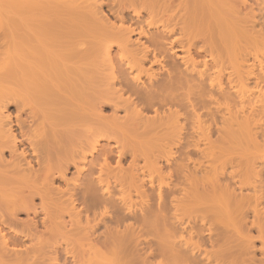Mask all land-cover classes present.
Instances as JSON below:
<instances>
[{
	"label": "bare ground",
	"instance_id": "obj_1",
	"mask_svg": "<svg viewBox=\"0 0 264 264\" xmlns=\"http://www.w3.org/2000/svg\"><path fill=\"white\" fill-rule=\"evenodd\" d=\"M101 1L102 0H0V164H2V166L7 165L6 167L8 169H10V170H8L6 167H4V170H3V168L1 167L2 169L0 168V177L2 179V182L7 186L8 185H14V184L18 183L22 188V185L25 184L26 188L30 189V190L28 189L29 191H31L33 189L36 190V188H38L37 193H38V190L41 189L40 187H42L43 193H45L48 196L49 194H47V191L48 190L50 191V189L53 190L51 187H53V184L56 183L57 180H61V183L64 180L63 181L64 185H66L67 187L71 184V183L67 184L68 182H70L69 181L70 179L67 180L66 179L67 176H65V175H66L67 171L69 169H71L70 167H72V168H74V172H75L74 174L76 175L75 181L77 184L75 183L76 185L72 184L68 187V188H71V190L73 187V189L76 191V193L74 190L68 191V194H70L68 196V199H70L71 201H69L65 197L67 200V201L65 200L66 201L65 203H67V202L69 203L68 206L70 205L69 210L71 211V213L68 215V222L66 223V226H65V224L63 226V224H62V227H61V225H60L61 222L59 223V221H57V218H53V215H50L52 218L50 217L48 219V222H46V223H45V221L47 220V218H45L46 220L44 221V228H45V224H46V228H48L49 232L52 231L53 235H55V233H58L55 231H58L59 229L61 230V228L62 229H66V227L68 228L69 226L67 224H70L69 229H71V226H73V225H75V227L77 226V224L80 222V219H81L80 215L84 214V213L78 211V207L76 208L74 206L75 204H72L75 202V200L78 201L76 206L78 205V203L80 201L79 207H80V205L84 207V209H82V210H81V208H82L81 207L80 210L85 211V215L86 214L89 215V213H91V218H89V219L92 220L94 218L92 220V222L93 221L96 222L98 220V218H100L101 216L107 217L108 215L104 216V214L107 213L110 210V208H111L110 211H113V212L116 211L115 212L116 214H117V212L121 211V209H122L123 212L124 211L128 212L127 213L128 216H129V213H130V215L132 213L134 216L133 219H135V215H136L135 220H138V218L140 219V222H139V225H141L140 231H145L144 234L146 236H147V234H151V233L158 234L159 232H162L161 237L158 238L156 242H148V244H147L146 241H144V242H142V244L144 243V245H145V243H146L147 246L149 245L148 249L155 246V248L157 250L155 248L154 249L156 251H159L160 253H162L164 256L167 257V260H168L167 264H196L197 262L195 263V261H194L195 259L192 257L193 253L190 254V252H193V251L197 252L196 248L198 249L199 244L193 243L194 245H192V242L188 241V240L186 242V239L183 236V234L185 233L184 229H182L180 227L174 228L173 225H175V224H173V222L169 223V224H171V223L173 224V225L171 224V226H173L171 229L170 225L167 223V221L170 220L169 219L170 215L171 216L173 215L175 217V220H176L178 215H179L178 213H180V212L182 213L183 211H186L192 204L200 205L202 203V201L205 200V201H207V204L210 203V205L212 207L211 213H212V215L213 214L215 215V216L214 215L213 216L218 219L217 221L220 222V224L223 225V227H227L229 224H231V228H232V223H233L232 220H234V219H232L233 215L235 214V212L237 214V211L240 212L238 210L239 207H240V209L243 208L239 204L240 202L238 203V201H237V200H241V199H239V198L237 199V197L234 196L235 191H233L231 189L233 191V193H232V191L230 192L229 189L231 187L228 188V190H227L224 188L225 186L221 187L220 182L217 184L218 181L215 180V179H217V176H216L217 173H215L216 172L215 169L217 168L216 165L218 162L216 163V161H215L216 152L214 149L215 147H213L212 144L211 145L213 148L212 147L210 148V146L206 148V150H207L206 158L209 160H207V162H206L207 165H205L206 167L203 168V170H202L203 172H200L201 175H203V178L201 179L202 181L201 180L198 181V180H194V179H187L186 183L184 182L182 189L180 188L181 190H179V187H178V192L176 190H174L175 191L174 192L173 190L171 191L169 189V192L171 191L170 195L177 194V197H174L171 199L170 195L168 198L169 192L165 193L167 191H164V190L162 191L163 188H161L160 186L153 188L154 182H153V179L151 178V176L154 173L159 174L161 171L160 167H156V166H158L157 165L158 161H157V163H155L153 161H149L151 157L146 158V156H148V155H146L145 152H142L145 155L144 163H143L142 167H138L135 164L136 161L134 159L135 154H136L135 149L137 148L136 146L134 147V145H133L132 147L128 148L127 147L128 145L124 144V141H122V143H121V141L116 140L115 137L114 138L112 137L113 139L116 140V141H113L115 143L113 145L111 143H109L111 136H114L115 134L118 135V132L116 131L117 129H114L113 124H111L112 122L114 123V121L117 119L112 118V119H114V121H110V119H107L106 123H108V120L111 123L109 122L108 124L105 125V127H102V126L99 127L98 126V128L97 129L95 128L96 130H94V131L91 130V132H89V134L85 136L84 141L79 143V145L76 147L75 151H70V153L65 152V153H67L65 155L62 154L63 152H60L61 156L59 158H58V156L60 155V153L59 154L56 153L57 156L56 155H55V157L53 156L55 158L54 161H56V162L59 161V162L58 163L54 162V163H56V166H55L54 164L50 163V161L53 159V157H51L52 156L51 153L49 154V149L47 147V143L44 142V139L42 141L40 139V136L43 137L45 134L44 135L36 134L38 136H34V137L30 138V136H32V135H29V133H27L29 136L28 137L26 132L24 131L25 130L24 123L22 124L21 123L22 121L21 122L19 121L20 118L17 116L19 118L18 119L15 116L16 119H13V118L10 119L11 116L7 112H4V110L6 111L10 102H16V101L20 102L16 99V98H20V97H17V94L15 93V91L12 90L14 88L13 86H15L16 84H17L16 86H18V84H20V85L22 84V85H24V87L26 86V88H27L26 90L29 94H33V96L37 95V96H39V98H42V97H44V95L41 91V89L43 87L47 88L46 87L47 85L48 86H53V85L55 86L56 83H60V80L58 81V79L60 78V75L62 77H64L62 75V71L65 70L64 68L67 67V65H69V64L65 65V63H67V60H68V62H71V64H72L74 60H76V59L79 60L81 58L82 60L84 59V60L89 61L90 66H89V63L87 66L85 64L86 62L83 60L84 64L87 66V68L92 66L93 68H95L96 72H98L97 70H99V72H101L100 70H102V72H106L107 74H105V76H101V77H105L108 80H112V83L110 84L111 89L107 90V88H110L107 86L105 88H102L101 90H103V92L105 91V93H104L105 95L110 92V94H108L107 96L110 95L111 97L109 96V100H107V101L109 102L111 99H113V102L111 100L110 103L113 104L115 109H117V107L119 109V106L124 107L123 110H121V111H123V113H124L123 119L126 120L125 121L126 123H127V120H129V121L134 120V122H137L139 120L140 122H142L146 126L147 125L148 126L149 125L155 126L156 123L158 122L157 124H159V125H156L157 128H158V126L161 128L160 125L163 126L164 123H165V125H167L166 127H168L167 123L170 124L175 119H178V116H179L178 113L180 110L186 111V109L187 110L189 109V111H188L189 113H187V112L186 113L189 114L191 116V118L194 119L193 122L196 124L197 127L200 128V125L202 123L200 121V118L204 114L202 113L203 115H199V114H201V112L199 110L200 109L202 110V108L207 106V105H210V104L213 105V103L215 102L217 105L224 106V109L222 110L223 112H221V113H223L221 118H222V122H225V124L228 127L226 125H224L222 122L221 123L229 129V130H227V128L226 129L225 128H223V129L217 128L218 129L217 135H218L219 141L217 138L216 139L218 142H221V144L223 142H224V144H225V142H227V144H228V142L234 141V139L236 137L239 140H241L240 138L247 139V136H248L249 132L251 131L248 129V128H250V124L251 123L255 124L254 120H256V121L261 120L260 118L255 119V117L258 118V117H260V115H264V90L259 89V87H260L259 83H260V79H261V76L263 74L264 68L262 66L261 61L257 60V58H254L253 62L250 65H247V63L249 62L248 58L246 59L244 57L245 59H242L243 54L241 55V58H238V55L241 53L240 52L241 50H239V49L245 47L243 45L244 44L243 41L245 39L242 41H239L234 30H231L232 31L231 33H234L235 35L234 36L231 35V33L228 32V30L231 29L230 28L231 26L229 27L230 23H228V21H226L225 19L224 20L222 19V20L225 22L224 27H226V29H227V26L229 27V29L226 30L227 33L229 34L228 39L226 38L227 40H229V44L223 43L224 41L225 42L227 41L226 39L224 41H222V40L221 41L223 43L222 46L224 45L223 47L225 48V50H223V51L225 52L227 50L226 53L223 54L224 53L223 51H219V49H216L217 47L215 48V45H217V44H215L214 46L211 45L212 47H210V45H208L206 43V41H204L205 45H207L208 48H204L203 53L200 55H198L199 53L196 50V52H194V53H198V54H196V57H194V55L192 54L193 51H192L191 47L193 46V48H194L195 45L193 42L195 40L197 41V39H195V37L198 38L197 36L201 32V29H199V27L201 28V26L197 23L198 19H195L196 16L194 17V15H198L197 13H199L198 8H195V7H197L199 4L201 5L199 9L201 10L200 12L202 15L203 11H204L202 9V8H204V7H202V5L207 3V4H205V5H207L206 9L208 8V6L210 8L212 0H211V2L206 0L207 2H204L203 4H202L203 0H201L200 2H199V0L198 1H195V0H192V1L191 0H179V2L177 0H176V2H175V0H112V2H113L112 4L115 5L113 7V10L114 9L115 10L112 12L113 13V21L109 20L106 16L102 15L103 12L101 11V6H99V5H101V3H99ZM114 1L116 4L114 3ZM189 1H191L190 6L188 5ZM194 1L196 3H198L197 6H194V3H195ZM217 1H218V3L224 5L227 8V12L229 15H230V13H232L233 16H235V17H236L235 14L238 15V12L236 11V9L234 10L233 8L228 7L229 4L226 3L227 2L226 0H217ZM208 2H209V4H208ZM196 3H195V5H196ZM174 4H176V6L179 7L178 12H177V7ZM111 6H113V5H110V8H111ZM174 6L176 7V10L173 9ZM211 7H214V6H211ZM108 8H109V6H108ZM124 8H126V11L128 9L129 10L131 9L130 17L128 14V17L130 18L128 21H132L131 24L129 22L130 25L128 24L127 20L125 21V19H126V18H124L125 13H123L125 11V10L123 11ZM194 8L197 9L196 10V11H198L197 13H196V11H193ZM215 8L213 10H215ZM206 9H205V11H206ZM59 10H61L62 12L63 11L64 12H66V11L74 12L78 16H80V18L82 17V18L87 19V20L89 19L88 20L89 24H86V25L89 26L90 23L91 24L93 23V25H94L93 30L91 31L92 28L91 29L88 28L89 29V31H88L85 24H83V26H80V25H82L81 24L82 21L85 23L84 19H82L80 21L81 23H78L79 26L76 25V28H75V26L73 25L76 30L68 29V30H70V32H68V30L66 31L67 32L65 34V35H67L66 38H69V40L66 42V44H68V45H66L65 43H64L65 45L64 44L62 45L61 43H63V41H62L63 39L60 38L58 40L59 37L57 38L56 33L58 31H60L62 33V30H60L58 28V25H62L63 23L57 24L56 22H53V17L55 15V13H57ZM138 10L144 11L145 15L142 16L143 14L141 15V13L138 12ZM174 10L177 13H175ZM210 10H211V8L207 10V13H206L207 15L210 12ZM63 14L64 13H62V15ZM217 14H219V13H217ZM217 14H215V15H217ZM77 15H75V16H77ZM199 15H200V13H199ZM212 15L213 14L211 13V16ZM219 15L221 16V13ZM208 16H210V15H208ZM67 17H68V15H67ZM222 17L224 18V16H222ZM228 17H230V16H228ZM64 18L65 17H63V20H64ZM80 18H79V20H80ZM211 18H213V17H211ZM225 18H227V16ZM215 19H216V17H215ZM212 20L214 21V18ZM73 21L75 22V19ZM218 21H221V20L219 19ZM218 21H216V22L219 24ZM229 21H230V19H229ZM69 22H71V21H69ZM74 22H73V24H74ZM226 22L228 23V25ZM230 22H231V24L233 23L232 21H230ZM240 22L238 21V23H240ZM208 23H210V21ZM64 24L66 25V23H64ZM67 24H68V22H67ZM196 24L199 26H197ZM93 25H90V26L93 27ZM95 25H96V27H95ZM223 25H221V26H223ZM221 26H219L220 31H221ZM233 26L239 28L238 27L239 25L238 26L233 25ZM233 26H232V28H233ZM69 27H70V25L67 28H69ZM134 27L136 29H133ZM207 27H209V26H207ZM207 30H209V29H207ZM240 30H238V31H240ZM135 32H136V38L133 40V39H131V34L132 33L135 34ZM64 33L65 32H63V34ZM204 33H206V32L204 31ZM242 33H243V35H246V34H244L243 31H242ZM252 34H254V33H252ZM200 35H201V33H200ZM243 35L242 36L240 35L241 38L243 37ZM177 36H180V37L178 38ZM202 37H204V36H202ZM204 39L205 38H203V40ZM209 39L211 40V38H209ZM201 42H202V38L200 39V43ZM241 42H242V44H241ZM210 43H212V42H210ZM195 44H198V43L195 42ZM227 45H230V46H227ZM239 45H241L242 47ZM253 45H254V43H253ZM63 46H66L67 49H65V47L63 48ZM225 46H227V47H225ZM249 46H251V45H249ZM195 48H194V50H195ZM228 48L230 49V51ZM249 48H251V47H249ZM201 49H203V48L201 47ZM243 49H245V48H243ZM235 50L236 51L239 50L238 51L239 53L235 52ZM179 52H181V53L178 54ZM237 53H238V55H236ZM234 55H236V56H234ZM231 56H233V58ZM239 57H240V55H239ZM74 62H76V61H74ZM226 62H228L229 66L231 67V68L229 67L231 70L230 72H227V70H226V69H229L228 67H224ZM77 63L79 64V66L83 65V63L82 64L79 62H77ZM77 63H74V64H77ZM75 66H74V69L76 68V70H78V68H80L79 66H77V67H75ZM92 67H91V69L93 70ZM69 69H71V68H69ZM85 69H86V67H85ZM67 71H69V70H67ZM224 72H227V73H224ZM63 73H64V71H63ZM89 73H91V71ZM65 74H66V72H65ZM98 74H96V75L99 76ZM250 76H252V78H250ZM101 77H100V79H102ZM105 78H103L104 81L106 80ZM108 80H106V82ZM249 80H252V82L254 84V88H253V86L251 87V89L248 88L247 82ZM106 82H105V84H106ZM110 82L108 81V83H110ZM51 83H53V85ZM98 83L100 85V82H98ZM105 84H104V86H105ZM11 86L13 88H11ZM115 86H117L118 89H113V87H115ZM105 89L109 92H107ZM26 90H24V91H26ZM99 90L100 89L97 90L99 92V94H102L101 91H99ZM98 97H99V95H98ZM103 98H105V97H103ZM103 98H101V99H103ZM20 106H21V102H20V105L17 107H20ZM197 106H199V107H197ZM214 106H215V104H214ZM209 107L210 106H208L207 108H209ZM219 107H221V106H219ZM99 108H101V106H99ZM99 108L96 109L94 107V109L92 108V111L95 110L96 112H98ZM17 109L20 110V108H17ZM17 109H16V111H17ZM115 111H117V110H115ZM197 111H199L200 113L198 112L199 113L198 114ZM208 111H210V110H208ZM219 111H217V112H219ZM202 112H203V110H202ZM214 112L215 111H213L211 113H214ZM91 114H93V113H91ZM99 114H100V112L98 113V116H100ZM113 114H114V112H113ZM180 114H181V112H180ZM183 114L180 116L182 117ZM206 114L207 113H205V116H206ZM184 115L186 116V114H184ZM95 116H96V113H95ZM205 116H203V119ZM99 118L101 119L102 117H99ZM99 118H98V120H99ZM210 118H212V116ZM210 118H209V120H210ZM215 118H217V117H215ZM12 119L15 120V122H12L11 121ZM102 119H105V118H102ZM95 120H97V119L95 118ZM102 121H104V120H102ZM118 121L120 122V120H118ZM175 122H177V120L174 121V123ZM207 122H208V120H207ZM207 122H205V123H207ZM13 123L15 126H12ZM182 123H183V121H182ZM114 124H116V123H114ZM117 124H118V122H117ZM128 124L131 125L132 123H128ZM138 124H140V123H138ZM107 125H110V126L106 127ZM122 125L120 124L118 126L120 127ZM175 125L177 126V123ZM175 125H174V127H175ZM202 125H204V124H202ZM125 126H126V124L122 126L124 128L120 127L121 129H123L121 131H124V129L126 130ZM190 126H192V125H190ZM14 127H16V128H14ZM23 127H24V129H23ZM169 127H171V126H169ZM120 128H119V136L122 133V132L120 133ZM144 128H147V127H144ZM160 128H158V129H160ZM260 128L262 130V127H260ZM138 129H140V128H138ZM175 129L177 130L178 126ZM143 130H140V131L145 133L146 131L144 132ZM145 130H147V129H145ZM166 130H167V128H166ZM171 130H174V129H171ZM178 130H180V129H178ZM178 130H177V132H178ZM256 130H258V129H256ZM127 131H125V132L127 133ZM147 131H149V129ZM156 131H157V129H156ZM168 132H169V129H168ZM181 132L182 131H180V134H181ZM128 133H129V131H128ZM173 133H175V130L173 131ZM205 133L203 134V132H202L201 136L203 135V137H204V135L207 136V134H209V133H207V134H205ZM215 133H216V131H215ZM132 134H135V133H132ZM136 134H138V133H136ZM127 135H129V137H130V133ZM155 135H156V133H155ZM178 135L179 134H177V136ZM194 135H195V133H194ZM153 136L151 135L152 139H153ZM177 136H176V138H177ZM198 137H196V138L198 139ZM232 137L233 138L235 137V138L233 139ZM249 137L250 136H248V138ZM125 138H127V137H125ZM157 138L158 137H156V139ZM117 139H119V137ZM130 139H132V138H130ZM231 139H232V141H230ZM249 139H248V141L250 142L251 138H249ZM123 140L126 141V139H123ZM243 141H241V142H243ZM127 142H129V141L127 140ZM189 142H191V141H189ZM129 143H132V142H129ZM135 143H136V145L138 144V142H135ZM256 143L258 144V142H256ZM192 144H194V143H192ZM231 144L233 145L234 143H231ZM112 146H114V147L112 148ZM196 146L197 145L195 144V147ZM225 146H226V144H225ZM125 147H127L129 150H127V148H125ZM245 147H247V146H245ZM256 147H257V145H256ZM140 148L143 149V147H140ZM217 148H218V146H217ZM19 149H20V151H18ZM186 149H187V147H186ZM258 149H259V147H258ZM5 150H7L8 154L10 155L9 159L11 158L12 160H14V157L17 159L16 164L15 163L13 164L11 162L12 160L10 159L11 161H9L10 162L9 164L7 162H5V164L6 163L7 164L3 165L4 160H2V158H3V154L5 153L4 152ZM116 150H117L116 153L118 154V157L115 160L116 161L115 166L112 167L114 160L109 159L110 157H108L107 154H108V152H112V151H116ZM125 150H127V153L125 152L123 154L122 152H124ZM248 150L249 149H247V151ZM262 150H263V148H262ZM17 151H18V153H16ZM250 152H251V150H250ZM19 153H20V155H19ZM17 154H18V156H17ZM126 154L128 155V158L131 157V161H130L131 163L129 162L127 167L124 166V164L128 163L127 158L126 159L123 158L124 157L123 155L126 156ZM153 156H152V159H153ZM256 156L257 155H255V157ZM263 159H264V157H263ZM109 160L111 162L113 161V163H111ZM213 160H214V162H213ZM260 160H262V159H260ZM261 164H262V162H261ZM9 167H12V169ZM218 167H219V165H218ZM144 169H145V171H143ZM251 169H252V165H251ZM140 171H142V173L137 174ZM145 173H147V174H145ZM214 173H215V175H214ZM158 174H155L156 177ZM263 174H264V172H263ZM11 175H13V176H11ZM7 176H8V178H7ZM160 176H159V178H160ZM188 176H186V178H189ZM191 177L193 178V176H191ZM148 178H149V182L147 181L148 182L147 183L146 179L148 180ZM178 178H179V176H178ZM65 179L67 180L66 182H65ZM217 180H219V179H217ZM145 182H146V184H145ZM37 183H39L41 186H39V184L37 185ZM160 183L162 184V182H160ZM33 184H35V185H33ZM148 184L150 185L149 189L151 188V190L145 189V187H147L146 185H148ZM28 185H30V187H28ZM157 185H160V184H157ZM233 185H235V184H233ZM205 186L208 189H206ZM260 186L262 187V185H260ZM124 187H125V190H127V191H129V189H132L133 192L136 193V197L140 198V199H138L139 201L141 199H144V200H141V202H139V204L138 203L136 204L135 202L132 201L133 199H132V196L130 194V191L129 192L124 191ZM254 187H256V186H253V188H248V189L254 190ZM8 188L5 189L6 190V196L5 197L10 199L12 201V203L14 204L15 209L12 208V204H11V206H9V202L7 201L8 206L11 207L13 210V211L10 210V213L14 217H12V215H11V217H12V219L14 218L16 220V218H15L16 213H17L16 208L20 207V205L26 206V208H28L27 206L30 203L33 204L32 200L34 198L30 199L28 196L27 199L26 198L17 199L15 197V195L14 196L11 195V192L7 195V190H9ZM17 188L15 187L14 189H17ZM24 188H22V190ZM68 188H67V190H68ZM240 188H242V187H240ZM0 189H2V188L0 187ZM10 189H12L11 186H10ZM117 189H118V193H119L118 195L120 198L115 199V196L117 195ZM171 189H172V187H171ZM174 189H177V187ZM2 190H4V189H2ZM35 190H34V193H35V195L38 196L39 193L37 194ZM200 190L201 191L206 190L205 192H207L209 190V193H207L208 194L207 196H205L204 194H203L204 195L203 196V195H200V194H202ZM238 190H240V189L238 188ZM15 191L18 192L17 190H15ZM97 191H99L100 194H99V192L97 193ZM54 192H55V190H54ZM69 192H72V193H69ZM149 192H151L153 194L154 193L157 194V200L159 202H161V199L162 198L164 199L165 196H167L166 199L168 201H166L165 204L160 203V204H158V206H157V204H155L157 206L156 207V206H154V201L153 202L150 201L151 198L148 200ZM34 193H32V194L34 195ZM40 193H41V190H40ZM73 193H75L76 196H77V194L79 196H77L75 198V196H74L75 194L73 195ZM96 193L99 194L98 198L96 196ZM2 194L5 195V193H3V192H2ZM24 194H22L21 196H23ZM65 194H66V191H65ZM65 194L63 195V193H62L63 196H65ZM42 195H41V197L43 199ZM162 195H163V197H162ZM66 196H67V194H66ZM70 196H71V198H75V199L72 200L71 198H69ZM242 196H243V194H242ZM242 196H240V197H242ZM203 197H204V199H203ZM205 198H207V199H205ZM42 199H40V200H42ZM145 199L148 201H145ZM163 199H162V202H163ZM152 200H153V198H152ZM149 202L152 203V205H150ZM155 202H157V201L155 200ZM214 202H215V204H214ZM242 202H244L243 199H242ZM41 203H43V202H41ZM117 204H118V206H117ZM241 204L243 206L246 203H241ZM116 206L119 209V211L115 209ZM39 207H40V209L42 208V210H43V207H41V205ZM26 208H24V210ZM112 208H114V209H112ZM44 210H46V208H44ZM34 212H35V209H34ZM43 212H45V211H43ZM113 212H112V214H113ZM166 212H167V216H169L168 218L165 215ZM168 212L170 215L168 214ZM170 212H172V213L175 212V214L177 212V215L175 216L174 213L171 214ZM46 213H47V210H46ZM48 215L49 214H47V216ZM119 215H120V213L118 214V216L115 215L118 218H116L113 215H111V216L109 215V220L116 218L117 222L115 220H111V222L113 224H114V222L118 223V219L119 218L122 219L121 218L122 216L119 217ZM240 215H241V213H240ZM240 215H239V219H240ZM253 215H255V212H253ZM112 216L114 218H111ZM128 216H125V218H124L125 221H129V220H126V217H128ZM174 217H172V218H174ZM254 217H253V220H254ZM86 218H87V216H86ZM256 218H257V216H256ZM258 218L260 219V217H258ZM58 219H59V216H58ZM60 219H61V217H60ZM120 219H119V223H120ZM237 219L234 220V223H235V221H237ZM62 220H63V218H62ZM100 220H99V222H100ZM102 220H103V218H102ZM172 220H174V219H172ZM177 220H179V222H180V220H181L180 217ZM228 220H229V222H228ZM201 221H202V219H201ZM224 221H226V223L228 222L227 226L224 225V224H226ZM255 221H256V219H255ZM1 222H3V221H1ZM92 222H91V224H92ZM104 222H106L105 218L103 220V223ZM123 222H124V220H123ZM257 223H258V219H257ZM88 224H89V222H88ZM97 224H98V221H97ZM176 224H178V223L176 222ZM101 225H102V223H101ZM240 225H242V224L240 223ZM244 225H245V223H244ZM3 226H5V225H3ZM42 226H43V224H42ZM92 226H91V228H93ZM115 226L117 227V225H115ZM181 226H182V224H181ZM86 227L87 226H85V228ZM22 228L20 227V231ZM102 228H103V226H102ZM179 228H180V231L177 232L179 230ZM250 228H251V226L249 227V229ZM14 229H15V227H14ZM82 229L83 228H81V230ZM128 229H129V226H128ZM249 229H248V231H249ZM29 230H31V227ZM76 230L78 231V229H76ZM93 230H94V228H93ZM109 230L110 229H108V232H109ZM114 230H115V228H114ZM131 230H132V228H131ZM175 230H177V231H175ZM255 230H257V229H255ZM28 231L25 230V232H28ZM73 231L74 230H72V232ZM208 231L211 232V230H208ZM242 231H244V230H242ZM258 231L260 233V229H258ZM6 232H8V231H6ZM6 232H5V227H2V225H1V227H0V261H1V259L3 260V258L6 256L7 257L11 256L13 258V256L18 257V255L20 256V254H22V252L19 253L20 252V250H19L20 245L18 246L17 242H16L17 244H15V241L18 240L16 232H12V233L10 232L11 234H8L9 232L8 233H6ZM34 232H35V230H34ZM44 232H46V231H44ZM240 232H241V230H240ZM38 233H36L37 236H38ZM47 233H46V235H44L45 234L44 233L43 237H46L48 235ZM140 233L143 235L142 232H140ZM135 234L137 235V232ZM237 234H239V232ZM92 235H94V234H92ZM241 235H242V233H241ZM8 236H10V238L16 237V239L15 238L13 239L15 241L12 242V239H11V241H9ZM137 236H139V235H137ZM27 237H29V239H30V237L32 238L31 233L28 232ZM210 237H211V235H210ZM238 237H241L240 234ZM33 238H35V237L33 236ZM33 238H32V240L28 239L29 240L28 243H32ZM39 238H38V242H39ZM246 238L248 241V237H246ZM20 239H22V238H20ZM177 239H178V241H177ZM45 240H46V238H45ZM45 240H44V243L39 242V244H42V245L45 244ZM48 240H50V237H48ZM189 240H191V238ZM242 240H243V238H242ZM36 241H37V239H36ZM216 241H218V240H216ZM250 241L251 240H249V243H251ZM262 242H264V241H262ZM33 243H34V246H36L35 242H33ZM137 243H138V240H137ZM46 244H47V242H46ZM86 244H87L86 249L84 248L85 246H83V245L81 246L80 251H82V254L78 255L77 257L75 256L76 257L75 262L81 264L85 260L84 257L91 254L92 260L96 261L97 263H102L104 261V259L99 254L100 253L99 250L95 249L93 245L88 244V242ZM142 244L140 242L138 245H142ZM195 244H197L198 246L196 247ZM138 245H136V246H138ZM31 246H33V244L30 245V247ZM34 246H33V248H34ZM145 246L143 247V249L145 248V250H146L147 246L146 247ZM38 247L41 248L42 246L40 247L38 245L37 248ZM184 247H185V251H183ZM43 248L44 247H42V250H43ZM46 248H47V245H46ZM200 248H201V246H200ZM25 250H26V246H25ZM35 250H36V248H35ZM49 250L47 253L50 255ZM39 251H40V249H39ZM141 251H144V250H141ZM203 252H204V250H203ZM248 252H249V250H248ZM23 253H25V252L23 251ZM188 254L190 256H187ZM205 254H206V252H205ZM52 255H54V254H52ZM249 255H250V253H249ZM113 256H115V255H113ZM211 256H212V254H211ZM54 257H55V255H54ZM14 258H16V257H14ZM201 258H203V257H201ZM5 259H4V261H5ZM52 259H54V258H52ZM48 260H49V257H48ZM214 261H215V259H214ZM1 262H3V261H1ZM5 263L10 264L11 262L10 263L5 262ZM107 263L109 264L110 260H108ZM12 264H23V262H21L19 260L18 261L15 260V262Z\"/></svg>",
	"mask_w": 264,
	"mask_h": 264
},
{
	"label": "rangeland",
	"instance_id": "obj_2",
	"mask_svg": "<svg viewBox=\"0 0 264 264\" xmlns=\"http://www.w3.org/2000/svg\"><path fill=\"white\" fill-rule=\"evenodd\" d=\"M177 1L179 2V0H177ZM191 1L188 2L189 6H190ZM195 1H198V0H195ZM200 1L201 0H199V2ZM207 1L211 2V0H207ZM207 1L203 0L202 4L204 2H207ZM226 1L225 2L229 4L228 7H231L234 10L236 9V11L238 12V15L233 12L236 15V17L233 16V14L230 12H229L230 13V15H229L227 12V8L224 5L218 3L217 0H212V2H211V6H214V7L210 6L211 10L213 11L212 12L210 10V12L214 16L213 15L211 16V13L209 11H208L209 12L208 15H210V16H208L206 14L207 10L210 9L209 6L206 9L207 5H205V4H207V3L202 5V7H204V8H202L204 10L202 15L200 12L201 10L199 9L201 5L200 4L198 5V3H196V2H195L196 3V5H195V3H194V6H197V5L199 6V7L197 6L195 8H198L200 15H199V13H197L198 12V11H196L197 9L194 8L193 11H196V13L200 16L199 17L198 15H194V17L196 16L195 19H198L197 23L201 26V28L199 27V29H201L200 33L204 37H202L199 33V35L197 37L198 38L200 37V38L198 39L195 37V39H197V41L195 40L193 42L191 40L195 45L194 48L196 47L195 50H194L193 46L191 47V49L193 51L192 54L194 55V57H196V54L199 53L198 55H200L203 53L204 48H208V46L205 45L204 41H206V43L208 45H210V47L217 44V45H215V48L217 47L216 49H219V51L225 50V48L223 47L224 45L222 46V44L223 43L229 44V40H227L229 34L227 33L226 30H228L229 27L231 26L230 27L231 29H229L228 32L231 33L232 32L231 30H234L239 41H242L245 39L243 41L244 42L243 45L245 46L243 48H245V49H243V48L239 49V50H241L240 51L241 53L239 54L240 57L238 55L239 50L238 51L235 50V52H238L236 54V55H238V58H241V55L243 54L242 59L248 58V60H249V62H248L249 64L247 63V65H250L253 62L254 58H257V60L261 61L262 66L264 68V0H226ZM175 2H176V0H175ZM209 2H208V4H209ZM99 3H101V5H99V4L98 5L101 6V11L103 12L102 15L106 16L109 20L113 21V13L112 12L115 10V9L113 10V7L115 5L112 4L113 3L112 0L111 1L110 0L109 1L108 0H102ZM114 3H115V1H114ZM176 4H174V5L176 6ZM110 5H113V6H111V8H110ZM108 6L110 9L108 8ZM175 6L173 9L176 10V7H177V12H178L179 7L178 6L175 7ZM214 8L216 11L213 10ZM205 9H206V11H205ZM61 10H59L57 13H55V15L53 17V22H56L57 24L63 23L62 25H58V28L60 30H62V33L60 31H58L56 33L57 38L59 37L58 40L60 38L63 39L62 40L63 43H61L63 45L64 43L66 44V42L69 40V38H66V36H67V35H65L67 33L66 31L68 29L76 30L75 29L76 25H78V23H81L80 21L84 18H82V17L80 18V16H78L74 12H70V11H66V12L63 11L62 12ZM123 11H124L123 13H125V15H124V18H126L125 21L127 20L128 24H129V22L131 24L132 21H128L130 19L129 17L131 14L130 13L131 9L130 10L128 9L126 11V8H124ZM61 12L64 14L62 15ZM138 12H140L141 15L143 14L142 16L145 15V12L142 10L141 11L138 10ZM177 12L175 11V13H177ZM217 13H219V14L221 13V16ZM128 14H129V17H128ZM215 14H217V15H215ZM67 15H68V17H67ZM75 15H77V16H75ZM225 15L227 16V18H225L226 17ZM222 16H224V18ZM228 16H230V17H228ZM63 17H65L66 19L64 18V20H63ZM78 17L80 18V20ZM211 17L214 18V21L212 20L213 18H211ZM215 17H216V19H215ZM74 19H75V22L73 21ZM219 19L221 21H218ZM222 19L223 20L225 19L226 21H228V23H230V25L228 27L227 26L228 23L226 22L227 23V25H226L227 29H226V27H224L225 22ZM229 19H230V21H232L234 23V24L232 23L233 25H236V26L239 25L238 27L241 30L237 27H234L231 24V22L229 21ZM88 20L84 19L85 23L82 21V23H81L82 25H80V26H83V24H85L86 28L87 29L92 28L91 29V31H92L94 28V25H93V23L92 24L90 23V25H93V27H91L90 25L89 26L86 25V24H89ZM69 21H71V22H69ZM72 21L74 22V24ZM209 21H210V23H208ZM216 21H218L220 25ZM235 21L237 23H238V21L239 22L241 21V22L237 24ZM67 22H68V24H67ZM64 23H66V25ZM69 25H70V27L67 28ZM73 25L75 26V28ZM199 25H197V26H199ZM218 25L219 26L223 25V26H221V31H220V27ZM207 26H209V27H207ZM232 26H233V28H232ZM95 27H96V25H95ZM135 27L133 29H136ZM89 29H88V31H89ZM207 29H209V30H207ZM238 30H240V31H238ZM204 31L206 33H204ZM242 31L246 35H243ZM63 32H65V33L63 34ZM68 32H70V30H68ZM252 33H254L255 35ZM235 34L231 33V35H233V36ZM240 35L241 36L243 35V37L241 38ZM177 37L179 38L180 36H177ZM135 38H136V32H135V34L134 33L131 34V39L134 40ZM201 38H202V42L200 43ZM203 38H205L206 40L205 39L203 40ZM209 38H211V40ZM225 39L228 41V42L226 41L227 43L224 41ZM221 40L224 42L222 43ZM195 42L198 44H195ZM210 42H212V43H210ZM253 43H254V45H253ZM241 44H242V42H241ZM66 45H68V44H66ZM249 45H251V46H249ZM200 46L203 49H201ZM227 46H230V45H227ZM227 46H225V47H227ZM239 46H241V45H239ZM64 47H65V49H67L66 46H63V48ZM249 47H251V48H249ZM196 50L198 53H194V52H196ZM226 51L225 52L223 51L224 53L223 52L222 53L225 54ZM229 51H230V49H229ZM180 53L181 52H179L178 54H180ZM236 55H234V56H236ZM231 57L233 58V56H231ZM83 60L81 58L79 60H77V59L74 60L76 62H74L72 60L73 61L72 64H71V62H68V60H67V63H65V65L66 64H69V65H67V67L64 68L66 70V71L63 70L64 73L62 71V75L64 77H62L60 75V78L58 79V81L60 80V83H56L55 86L53 85V83H51L53 86L47 85L46 86L47 88L43 87L41 89V91H42L44 97H42V98H39V96H37V95L33 96V94H29L26 90L27 89L26 86L24 87V85H22V84H21L22 86L20 84H18V86H16L17 84L15 86L12 85L14 87L13 88L11 86V88H13L12 90L15 91V93L17 94V97H20V98H16V99L21 102V106L17 107L20 105V102H17V101L16 102H10V104L8 105V108L6 109V111L4 110V112H7L11 116L10 119L11 118L16 119L15 116L16 117L18 116L20 118L19 119L17 117L19 119V121L20 122L22 121L21 122L22 124L24 123V127H25L24 131L26 132V134L29 133V135H32V136H30V138L34 137V136L41 135V134L42 135L45 134L43 137L40 136V139H41V141L44 139V142L47 143V147L49 149V154L51 153V155H52L51 157H53V156L55 157V155L57 156V154H59L60 152H63L62 154L65 155V154H67L65 152L70 153V151H75V149L79 145V143L84 141L85 136L88 135L89 132H91V130L92 131L96 130L98 128V126L99 127H101V126L105 127V125L108 124L110 121H114V119H117L114 121V123H116V124H114L113 122L112 123L110 122V123L113 124L114 129H117L116 131L118 132V135L113 134L114 136L110 137L109 143H111L113 145L115 143L113 141L119 140V141H121V143H122V141H124V144L128 145L127 146L128 148L132 147L133 145H134V147L136 146L137 148L135 149L136 154H135L134 159L136 161L135 164L138 167H142L143 163H144L145 155L142 152H145L146 155H148V156H146V158L151 157L149 161H153L155 163H157V161H158V163H157L158 166H156V167H160L161 171L159 174L154 173L151 176V178L153 179V182H154L153 188L160 186L161 188H163L162 191L163 190L167 191L165 193H168L169 189L171 191L176 190L178 192V187H179V190H181L184 182L186 183L187 179H194V180H198V181L201 180L203 178V175H201L200 172H203L202 170L204 167H206L205 165H207V163H206L207 160H209L206 158V153H207L206 148L209 146L211 148L213 145V147H215L214 149L216 152L215 161H216V163L218 162L217 165L215 164L217 166V168L215 169L216 170L215 173H217L216 176H217V179H219V180H217V179H215V180L218 181L217 184L220 182L221 187L225 186L224 188L227 190H228V188L231 187L229 189L230 192L232 190L235 191L234 196L237 197V199L238 198L241 199V200H237V201H238V203L240 202L239 204L241 205V207L244 208V209L243 208L240 209V207H239L238 210L240 212L237 211V214L235 212L236 215L235 214L233 215L232 219L236 220L238 218L237 221H235V223H234V220H232V222H233L232 228H231V224H229L227 226L229 220L227 223H226V221H224L226 223L224 225H226L227 227H223V225H221L220 222L217 221L218 219L216 217H214L215 215L214 214H213L214 216L212 215V213H211L212 207H211L210 203L207 204V201L203 200L200 205L192 204L186 211H183L182 213L181 212L178 213L179 215H178L177 219L180 217V219H181L180 222L177 219L175 220V217L173 215L171 216L169 214V212H168V214L170 215V217L167 216V212H166L165 215L167 216V218L169 217V219H170V220H168L169 222L167 221V223L169 224L170 222H173V224L176 225L175 226L171 223L174 226V228L180 227V228L184 229L185 233L183 234V236L186 239V242L188 240V241L192 242V245H194L193 243L199 244L198 249L196 248L197 252L196 251L190 252V254L193 253L192 257L195 260L193 258L192 259L195 261V263L197 262L198 264H211V263L212 264H217V263L218 264H221V263L222 264H264V242H262V241H264V174H263V172H264V167H263L264 166V162H263L264 161V159H263V157H264L263 156L264 155V115H260V117H258V118L255 117V119L260 118L261 120L260 121L258 120L259 122L254 120L255 124L254 123L250 124V128H248L249 130H251L250 131L251 133L249 132L250 135L248 134V136H250L249 138H251L250 142L248 141V139H249L248 136H247V139L240 138L241 140H239L237 137L236 138L234 137L235 139L232 137L234 139V141H232V139H231L230 141H232V142H228V144H227V142H225L226 146H225L224 142L222 144H221V142H218L219 138L217 135V130L219 128L220 129L221 128L226 129L228 127L225 124V122H222V118H221L223 115V113H221V112H223L222 110L224 109V106L217 105L215 102L214 103L212 102L213 105L210 104V105L203 107L202 108L203 112L200 109L199 111L201 112V114H199L200 112L197 111V113L199 112L198 113L199 115L204 114L203 116H205V113H207L206 114L207 117L210 115L208 118L205 116L204 119H203V116H201L202 119L200 118V121L202 123L200 125V128L197 127L196 124L193 122L194 119L191 118V116L189 114H187V113H189L188 112L189 109L188 110L186 109V111L180 110L178 115L180 116L184 113V114H186V116L183 114L184 117L182 116L183 117L182 118L181 116L179 117L177 115L178 119L174 120V121L177 120V122L174 123V121H172L170 124L167 123L168 127H166L167 125H165V123H164L163 126L160 125L161 128L158 126V128H160V129H158L156 126V125H159V124H157L158 122L156 123L155 126H151V125L146 126L145 124H143L139 120H138L139 122L137 120H136L137 122H134V120L133 121L127 120V123H126L125 122L126 120L123 119L124 113H123V111H121V110H123L124 107L119 106V109H118V107H117V109H115L113 104L110 103L111 100L113 102V99L110 98L111 100L109 102L107 101V100H109V96H110V95L107 96L108 94H110V92L107 90L111 89L110 84L112 83V80H108L105 77H101V76H105V74H107L106 72H102V70H100L101 72H99V70H97L98 72H96L95 68H93L92 66L91 67L93 68V70L91 69V67H88L89 68L88 69L87 66H88L89 61L84 60L86 62L85 64L87 65L86 66L84 64ZM77 62H79L81 64L83 63V65L86 67V69L83 65L79 66V64ZM228 62H226L227 65L224 63L225 64L224 67H228V68L230 67ZM74 63H77L78 65L74 64ZM74 66L75 67L79 66L80 68H78V70H76V68L74 69ZM89 66H90V63H89ZM69 68H71V69L73 68V69L71 70ZM230 68L226 69L227 72L231 71ZM67 70H69V71H67ZM89 70L91 71V73H89L90 72ZM65 72H66V74H65ZM227 72H224V73H227ZM96 74H98L99 76H97ZM100 77L102 79L105 78L106 80H108L109 82L111 81V82L108 83V81L106 82V80L104 81V79L102 80V79H100ZM250 78H252V76H250ZM261 79H260V83H259V86H260L259 89L264 90V71H263V74L261 76ZM98 82H100L101 86L99 85ZM105 82H106V84H105ZM104 84H105V86H104ZM247 84H248V88L251 89L252 86L254 88V84H253L252 80H249L247 82ZM107 86L110 88H107V90L106 89L105 90L109 93L105 95L104 94L105 91L103 92V90H101V89L105 88ZM98 89H100L99 91H101V93L103 95L99 94V92L97 91ZM113 89H118V87L115 86V87H113ZM24 90H26V91H24ZM98 95H99V97H98ZM103 97H105V98H103ZM101 98H103V99H101ZM214 104H215V106H214ZM99 106H101V108H99ZM208 106H210V107L207 108ZM219 106H221V107H219ZM94 107L96 109L99 108V111L98 112H96L95 110L92 111V108L94 109ZM197 107H199V106H197ZM17 108H20V110H18ZM16 109H17V111H16ZM114 109L117 111H115ZM208 110H210V111H208ZM213 111H215V112L211 113ZM217 111H219V112H217ZM94 112L96 113V116H95ZM99 112H100V114H99L100 116H98ZM113 112H114V114H113ZM180 112H181V114H180ZM91 113H93V114H91ZM211 116H212V118H210ZM99 117L105 118V119L101 118L104 121H102ZM215 117H217V118H215ZM95 118L97 120L99 118L100 121L95 120ZM112 118H114V119H112ZM209 118H210V120H209ZM13 119L11 121L15 122V120H13ZM107 119H110V121L108 120V123H106ZM118 120H120V122ZM207 120H208V122H207ZM182 121H183V123H182ZM117 122H118V124H117ZM205 122H207V123H205ZM221 122L224 125H226L227 127L224 126ZM119 123L121 125L123 123H124L123 125L126 124V126H125L126 130L124 129V131H121V130H123L121 128H124V127H122L123 126L122 125V126H120L121 127L120 128L118 126V125H120ZM128 123H132L131 124L132 126ZM138 123H140V124H138ZM176 123H177L178 129H180V130L177 129L178 132L175 129L177 127L175 125ZM202 124H204V125H202ZM174 125H175V127H174ZM190 125H192V126H190ZM12 126H15L14 123L12 124ZM108 126H110V125H107L106 127H108ZM169 126H171L172 128ZM259 126L262 127V130ZM24 127H23V129H24ZM118 127L120 128V133L122 132L120 134V136H119V128ZM144 127H147V128H144ZM14 128H16V127H14ZM138 128H140V129H138ZM166 128H167V130H166ZM145 129H147V130L149 129V131H147ZM156 129H157V131H156ZM168 129H169V132H168ZM171 129H174L175 133H173L174 130H171ZM256 129H258V130H256ZM127 130L130 133V137H129V135H127V134H129ZM140 130H143L144 132L145 131L146 132L143 133ZM227 130H229V129L227 128ZM125 131H127V133ZM180 131H182L181 134H180ZM215 131H216V133H215ZM202 132H203V134L205 132H206L205 134H207V133H209V134H207V136L204 135V137H203V135L201 136ZM132 133H135V134L138 133V134L135 135ZM155 133H156V135H155ZM194 133H195V135H194ZM36 134H38V135H36ZM177 134H179V135L177 136ZM151 135L152 136L154 135L153 139L151 138ZM27 136H28V134H27ZM155 136L158 138L156 139ZM176 136H177V138H176ZM112 137L113 138L115 137L116 140L113 139ZM118 137H119V139H117ZM125 137H127V138H125ZM196 137H198V139ZM130 138H132V139H130ZM216 138L218 139V141ZM123 139H126V141ZM127 140L129 142H132V143L127 142ZM189 141H191V142H189ZM241 141H243V142H241ZM135 142H138V144L136 145ZM256 142H258V144ZM192 143H194V144H192ZM231 143H234V144L232 145ZM195 144L197 145L196 147H195ZM256 145H257V147H256ZM217 146H218V148H217ZM245 146H247L248 148ZM113 147L114 146H112V148ZM127 147H125V148H127ZM140 147H143V149ZM186 147H187V149H186ZM258 147H259V149H258ZM128 148H127V150H129ZM262 148H263V150H262ZM247 149H249V150L247 151ZM127 150H125L122 153L123 154L125 152L127 153ZM250 150H251V152H250ZM18 151H20V149ZM18 151L16 153H18ZM4 152L5 153L3 154V158H2V160H4L3 165L5 164V162H7L9 164L10 163L9 161L12 160L11 158H10L11 160L9 159L10 155L8 154V151L5 150ZM116 152H117V150L112 151V152H108V154H107L108 157H110L109 159L114 160V163H113V161L111 162L109 160L111 163H113L112 167L115 166V162H116L115 160L118 157V154ZM19 155H20V153H19ZM151 155L153 156V159H152ZM255 155H257V156L255 157ZM17 156H18V154H17ZM60 156H61V153L58 156V158ZM123 156H124L123 158H125V159L127 158L128 163L124 164V166L127 167L129 162L131 161V157L128 158L127 154H126V156L125 155H123ZM54 157L50 161V163L54 164L56 166V163H58L59 161H57V162L54 161L55 160ZM260 159H262V160H260ZM11 162L13 164L14 163L16 164L17 159L14 157V160H12ZM54 162H56V163H54ZM213 162H214V160H213ZM261 162L263 165L261 164ZM218 165H219V167H218ZM251 165H252V169H251ZM6 166H2V164H0V168L2 167L3 170H4V167H6ZM9 168L12 169V167H9ZM70 168L71 169H69L67 171L65 176H67V178H66L67 180L70 179L69 180L70 182H68L67 184L71 183L70 185H72V184L76 183V181H75L76 175L74 174L75 173L74 168H72V167H70ZM8 170H10V169H8ZM143 171H145V169ZM141 173H142V171H140L137 174H141ZM215 173H214V175H215ZM145 174H147V173H145ZM155 174H158L157 177ZM185 175L188 176L189 178H186ZM11 176H13V175H11ZM159 176H160V178H159ZM178 176H179V178H178ZM191 176H193V178ZM7 178H8V176H7ZM66 179H65V182L67 181ZM63 181L61 183V180H57L56 183L53 184L54 188L51 187L53 190L50 189V191L49 190L47 191V194H49L47 196L45 193H43L42 187H40L41 188L40 190H41V193L43 195L40 193V190H38L39 194L37 193L38 188H36V190L33 189V190L29 191L30 189L26 188L25 184L22 185L20 183L22 185V188L25 187L24 188L25 190L23 189L24 190L23 191L21 186L18 183L14 184V185H8V186L5 185L2 182V179L0 177V187L4 190L9 187L8 189L10 191L7 190V195L11 192V195H13V196L15 195V197L17 199H19V198L20 199H24V198L27 199L28 196L30 199L34 198L33 199L34 201L32 200V203L34 205L30 203L27 206L28 208H26V206H21L19 204L20 205V207H18L19 209L16 208L17 213L15 212L16 213V217H15L16 220H15L14 218L12 219V217H14V216L10 213V210H12V208H14V204L12 203V201L10 199L5 197L6 196V190L4 191V190L0 189V192H1L0 193V224L2 225V227H5V232L6 231L9 232V233L8 232H6V233L11 234L12 232H16L18 240L15 241L13 239L14 238L16 239V237L10 238V236H8L9 241H11V239H12V242L15 241V244L18 243V246L19 245L21 246V247L19 246L20 249L18 248L20 250L19 253L22 252V254H20V256L18 255V257L17 256H13V258L11 256H8V257L6 256L7 258L4 257L3 260L1 259V261H3V262L0 261V264H8L5 262H9V263L11 262L10 264H12L15 262V260L16 261L19 260V261L23 262V264H79V263L75 262L76 257L78 255L82 254V251H80V248L82 245L85 246L84 248L86 249V245H87L86 243L87 242H88V244L93 245L95 249L99 250V252H100L99 254L104 259V261L102 263H97L96 261L92 260V256H91V254H89L88 256L84 257L85 260L81 264H108L107 263L108 260H110L109 264H167V262H168L167 257L164 256L159 251H156L157 249L155 248V246L151 247L150 249H148L149 245L147 246L148 242H156L157 239L161 237L162 232H159L158 234L151 233V234H147V236H146L144 234L145 231H140L141 230V225H139L140 219L138 218V220H135L136 215H135V219H133L134 216L132 213H131L132 216L129 213V216H130L129 217L127 215L128 212L127 211L123 212L122 209H121V211H119V209L117 208L118 204L115 208L116 210L119 211V212H117V214L115 213L116 211L115 212L110 211L111 210V208H110V210H109L110 212L108 211L107 212L108 214L107 213L104 214V216L108 215L107 216L108 218L106 216L105 217L101 216L100 218H98V220H97L98 224H97V221L92 222V220L94 219L93 217H92L93 218L92 220L89 219V218H91V213H89V215L88 214L85 215V211H81L82 209H84V207L81 205L79 207L80 201H79L78 205L76 206L78 201L75 200V202L72 204H75L74 206L76 208L78 207V211L84 213V214L80 215L81 219H80V222L77 224V226L78 225L79 226L75 227V225H73V226H71V229H69L70 224H67L69 226L68 228L67 227H66V229L61 228V230L59 229L60 231L59 230L55 231V232H58V233H55V235H53L52 231L49 232L48 228H46V224H45V228H44V221L46 220L45 218H47V220L45 221V223H46V222H48V219L51 217L50 215H53V218H57V221H59V223L61 222L60 225L62 227V224H63V226H64V224L66 226V223L68 222V215L71 213V211L69 210L70 205L68 206L69 203L68 202L65 203L67 201L66 198L68 199V196L70 195V194H68V191H70L71 188H68L70 185L68 187L66 185H64ZM147 181L149 182V178H148V180L146 179V182ZM159 181L162 182V184ZM146 182H145V184H146ZM38 184L39 183H37V185ZM157 184H160V185H157ZM233 184H235V185H233ZM33 185H35V184H33ZM260 185H262V187ZM10 186L12 189H10ZM39 186H41V185L39 184ZM146 186L147 187H145V189L151 190V188L149 189V187H150L149 184ZM253 186H256V187H254V190L248 189V188H253ZM15 187L16 188L18 187V188L14 189ZM28 187H30V185H28ZM171 187H172V189H171ZM176 187H177V189H174ZM240 187H242V188H240ZM67 188H68V190H67ZM205 188H206V186H205ZM238 188L241 191L238 190ZM118 189H117V195L119 194ZM206 189H208V188H206ZM245 189L246 190L248 189V190L246 191ZM15 190H17L18 192H16ZM34 190L36 191L38 196L35 195ZM54 190H55V192H54ZM72 190H74L73 187H72ZM65 191H66L67 196L65 194ZM124 191H126V192L130 191V194H131L132 199H133L132 201L135 202L136 204L137 203L139 204V202H141V200H144V199H141L139 201L138 199H140V198L136 197V193L133 192L132 189H129V191H127V190H125V187H124ZM205 191L206 190L201 191L202 194H200V195L204 194L205 196H207L208 195L207 193H209V190L207 192H205ZM233 191H232V193H233ZM2 192L5 193V195L2 194ZM98 192L99 191H97V193ZM170 192L168 193V198H169ZM32 193H34V195ZM62 193H63V195L65 194V196H63ZM69 193H72V192H69ZM75 193H76V191H75ZM75 193H73V195ZM97 193H96V196L98 198L99 197L98 195L100 194V192H99V194H97ZM22 194H24V195L21 196ZM242 194H243V196H242ZM41 195L43 196V199H42ZM117 195L115 196V199L120 198L119 195L118 196ZM74 196L76 198L79 195L77 194V196H76V194H75ZM240 196H242V197H240ZM162 197H163V195H162ZM170 197H171V199L174 197H177V194H175V195L172 194V195H170ZM69 198H71V196ZM75 198H71V199L73 200ZM152 198H153V200H152ZM166 198H167V196H165L164 199L162 198L163 202H162V199H161V202H159L157 200V194H155V193L153 194V193L149 192L148 200L150 199V201H152V202L154 201V206H156L155 204H157V206H158V204H160V203L165 204V202L168 201ZM40 199H42V200H40ZM203 199H204V197H203ZM205 199H207V198H205ZM242 199L244 202H242ZM68 200L71 201L70 199H68ZM148 200L145 199V201H148ZM155 200L157 202H155ZM7 201L9 202V206H11V204H12V208L8 206ZM41 202H43V203H41ZM241 203H246L247 205L245 204L242 206ZM39 204L41 205V207H43V210H42V208L40 209ZM149 204L152 205V203H150V202H149ZM214 204H215V202H214ZM206 205L207 206L209 205V206L207 207ZM24 208H26V209L24 210ZM44 208H46L47 213H46V210H44ZM80 208H81V210H80ZM34 209H35V212H34ZM112 209H114V208H112ZM43 211H45V212H43ZM112 212H113V214H112ZM253 212H255V215H253ZM119 213H120L119 217L122 216L121 217L122 219L119 218L120 223H119V219H118V223L114 222V224H113L111 222V220H115L117 222L116 218H118L117 216ZM170 213L175 214V212H173V213L170 212ZM240 213H241V215H240ZM47 214H49V215L47 216ZM11 215H12V217H11ZM109 215L110 216L111 215H113V216L117 215V216H115L116 217L115 219L109 220ZM176 215H177V212H176L175 216ZM239 215H240V219H239ZM58 216H59V219H58ZM86 216H87V218H86ZM113 216L111 218H114ZM125 216H128V217H126V220H129V221H125V219H124ZM256 216H257V218H256ZM60 217H61V219H60ZM172 217H174V218H172ZM253 217H254V220H253ZM258 217H260V219ZM62 218L64 221L62 220ZM102 218H103V220L105 218L106 222L103 223ZM171 218L174 219L178 224H176V222L174 220H172ZM201 219H202V221H201ZM255 219H256V221H255ZM257 219H258V223H257ZM99 220L102 223V225L99 222ZM123 220H124V222H123ZM1 221H3L4 223ZM88 222H89V224H88ZM91 222H92V224H91ZM180 223L182 224V226ZM240 223L242 225H240ZM244 223H245V225H244ZM42 224H43V226H42ZM171 224H169V225H170V228L172 229L173 226H171ZM1 225H0V227H1ZM3 225H5V226H3ZM84 225L87 227L85 228ZM115 225H117V227L118 226L119 227L117 228ZM91 226L94 228V230H93V228H91ZM102 226H103V228H102ZM128 226H129V229H128ZM250 226H251V228L249 229ZM14 227H15V229H14ZM20 227L21 228L23 227L21 229V231H20ZM30 227H31V230H29ZM80 227L83 229L81 230ZM114 228H115V230H114ZM131 228H132V230H131ZM180 228L178 231L177 230H175V231L179 232ZM76 229H78V231ZM108 229H110L109 232H108ZM239 229L241 230V232ZM248 229H249V231H248ZM255 229H257V230H255ZM258 229H260V233H259ZM25 230L26 231L29 230L28 232L31 233L32 238H33V236L35 237V238H33V242H35L36 246H34L33 242L28 243L29 240H32V238L30 237V239H29V237H27L28 232H25ZM34 230H35V232H34ZM72 230H74V231L72 232ZM208 230H211V232ZM242 230H244L245 232ZM44 231H46V232H44ZM139 231L142 232L143 235ZM136 232H137V235H139V236H137L135 234ZM238 232H239L241 237L243 236L242 237L243 240L241 237H238L239 236V234H237ZM36 233H38V236L36 235ZM46 233L48 235L46 237H43V234L46 235ZM241 233H242V235H241ZM92 234H94V235H92ZM210 235H211V237H210ZM48 237H50V240H48ZM246 237H248V241H247ZM20 238H22V239H20ZM38 238H39L40 243H44V240L46 238L45 244H43L44 246L42 244H39ZM190 238H191V240H189ZM36 239H37V241H36ZM137 240H138V243H137ZM216 240H218V241H216ZM249 240H251L250 241L251 243H249ZM144 241H146L147 244L145 243V245L147 247L144 245V243L142 244V242H144ZM177 241H178V239H177ZM46 242H47V244H46ZM140 242L143 246L138 245ZM32 244H33L34 248H33V246L30 247V245H32ZM197 244H195L196 247L198 246ZM38 245L40 247L41 246L44 247L45 249L43 248V250H42V247L37 248ZM46 245H47V248H46ZM136 245H138V246H136ZM25 246H26V250H25ZM144 246L146 247V250H145V248L143 249ZM200 246H201V248H200ZM35 248H36V250H35ZM39 249H40V251H39ZM48 250L50 251V255L47 253ZM141 250H144V251H141ZM203 250H204V252H203ZM248 250H249V252H248ZM23 251L25 253H23ZM183 251H185V247L183 248ZM205 252H206V254H205ZM51 253L54 254L55 257ZM249 253H250V255H249ZM211 254H212V256H211ZM113 255H115V256H113ZM187 256H190V255L188 254ZM14 257H16V258H14ZM48 257H49L50 261L48 260ZM201 257H203V258H201ZM52 258H54L55 260ZM4 259H5V261H4ZM214 259H215V261H214Z\"/></svg>",
	"mask_w": 264,
	"mask_h": 264
}]
</instances>
